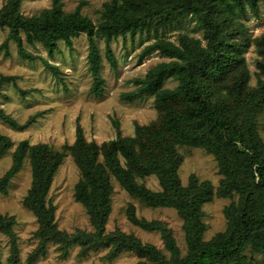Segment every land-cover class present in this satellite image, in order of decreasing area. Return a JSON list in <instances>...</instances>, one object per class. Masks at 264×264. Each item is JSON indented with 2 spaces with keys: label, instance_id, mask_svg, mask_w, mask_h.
<instances>
[{
  "label": "trees",
  "instance_id": "1",
  "mask_svg": "<svg viewBox=\"0 0 264 264\" xmlns=\"http://www.w3.org/2000/svg\"><path fill=\"white\" fill-rule=\"evenodd\" d=\"M21 1L7 0L0 7V29L7 30L0 49L8 55V42L13 41L18 56L41 59L46 68L54 71V65L26 45L39 43L52 55L59 41L71 45L72 38L85 33L89 40L91 91L95 95L102 93L103 78L94 36L104 38L107 58L115 66L109 42L117 35L157 31L187 16L195 18L203 31L202 40L183 33L177 43L156 37L144 47L141 57L159 51L170 60L137 78V89L121 94L127 101L144 94L155 95L158 118L146 125H136L133 136L118 132L115 138L101 143L87 141L77 124L74 142L60 148L43 142L30 144L28 140L17 143L10 167L0 176V192H6L10 179L28 157L32 179L22 203L38 222V249L43 250L50 242L58 243L64 254L77 244L79 255H86L88 250L110 245L112 255L133 251L142 259L138 264H245L255 254L264 253V142L256 129L257 114L264 109V33L255 38L261 77L254 85L249 83L250 74L242 54L247 39L239 37L246 30L243 20L247 13L257 16L264 0H108L97 23L81 13L80 4L65 11L63 0H52L50 7L28 16L20 11ZM166 77L175 78L177 84L163 88ZM16 79L15 75H0V95L1 86L7 81H12L21 95L29 91L18 86ZM0 119L12 128H24L33 117L19 124L0 107ZM178 144L212 153L221 174L215 193L223 197L236 195L223 209L225 229L209 240L203 239L202 205L212 198L213 186L207 180L199 181L194 174L186 184L181 183L177 173L182 160ZM12 146V140L0 133V157ZM67 151L80 170L75 196L89 214L92 231L69 233L57 228L55 206L46 199ZM149 175L157 178L160 189L151 190L138 181ZM111 177L147 206L176 209L183 220L187 242L184 256L171 229L155 220L137 218L133 206L127 210L129 219L144 229L159 231L168 255L133 234L104 233ZM14 221L13 216L0 214V232L8 236L11 245V264L17 262Z\"/></svg>",
  "mask_w": 264,
  "mask_h": 264
},
{
  "label": "rangeland",
  "instance_id": "2",
  "mask_svg": "<svg viewBox=\"0 0 264 264\" xmlns=\"http://www.w3.org/2000/svg\"><path fill=\"white\" fill-rule=\"evenodd\" d=\"M7 0H0V7ZM84 1V3H81ZM108 0H63L65 11H72L80 4V11L97 23L103 4ZM52 0H22L20 11L25 15L38 14L51 6ZM246 30L239 37L246 38L243 56L249 70V83L254 85L261 77L256 60L255 38L264 33V2L260 3L257 16L247 13L243 20ZM186 33L203 39V31L192 16L182 18L157 31L126 32L117 35L109 42L115 66L110 64L106 53V42L102 36H94V42L101 56L99 73L103 78L102 93L95 95L91 91L92 74L88 68L87 53L89 40L85 33L72 38L71 45L59 41L52 55H48L43 45H26L34 54L40 55L54 65L55 72L45 67L41 59L27 60L18 56L16 44L8 42L9 54L0 49V75H15L16 83L23 89H29L25 95L14 87L12 81L1 86L0 107L19 124L30 116L33 120L24 128H12L0 119V133L7 135L13 146L0 157V176L10 167L12 152L21 140L30 144L38 142L60 148L62 144H72L79 124L87 141L97 143L116 137L133 136L136 125H146L159 116L155 106V95L143 96L127 101L122 93L137 89V78H143L146 72L161 62L170 59L159 51H153L141 57V52L156 37H163L177 43L178 36ZM7 34L0 29V44ZM204 42V41H203ZM263 77V76H262ZM177 80L166 77L163 88H173ZM256 129L264 142V109L256 117ZM177 151L182 156L177 173L184 185L191 174L199 181L207 180L213 186L212 198L202 205L204 223L203 239L209 240L226 227L224 207L233 197L218 196L221 174L212 153L204 148L178 144ZM80 178V170L70 152L67 151L56 169L46 199L54 204V221L57 228L72 233L76 230L92 231L93 225L85 206L75 196V184ZM29 158L23 160L20 170L10 179L6 192H0V214L14 217L17 262L15 264H138L142 260L133 251L123 250L111 254V246H100L88 250L86 255H79L80 248L74 244L63 254L58 243H47L43 250L38 249L39 238L35 232L38 222L34 214L22 201L31 185ZM151 190L160 189L154 175L138 180ZM110 208L104 224V233L116 232L133 234L143 243L155 245L165 255L161 233L157 230L144 229L134 224L127 215L129 206H133L137 218L158 221L171 229L181 255L187 252V242L182 227L183 220L172 207L147 206L138 198L131 196L119 182L111 177ZM11 245L8 236L0 232V263L11 264ZM35 254V257L32 256ZM245 264H264V253H257Z\"/></svg>",
  "mask_w": 264,
  "mask_h": 264
}]
</instances>
